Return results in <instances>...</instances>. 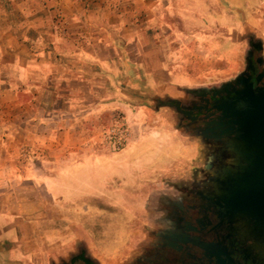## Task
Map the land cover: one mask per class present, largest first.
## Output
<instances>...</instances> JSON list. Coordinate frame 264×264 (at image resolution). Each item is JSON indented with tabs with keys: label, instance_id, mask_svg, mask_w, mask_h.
<instances>
[{
	"label": "rangeland",
	"instance_id": "374dc122",
	"mask_svg": "<svg viewBox=\"0 0 264 264\" xmlns=\"http://www.w3.org/2000/svg\"><path fill=\"white\" fill-rule=\"evenodd\" d=\"M74 1L0 0V73L9 74L17 63V66L23 65L33 54L55 51L56 46L60 51L72 52L87 44L86 38L73 37L74 27L69 19L73 17ZM222 5L223 20H217L210 27L220 33L228 48L219 64L211 67L214 71L205 73L209 68H204L201 58L191 51H186L182 59L176 57L188 75L198 77L196 87L168 93L163 89L153 90L136 78L131 81L133 87L125 90L127 100L116 97L115 92L111 94L115 101L128 108L121 104L94 108L93 118L86 122L93 132L90 139L91 155L96 161L95 183L89 186L81 181L74 186L73 193L67 188L71 186H63L64 191L57 193L60 199V204L54 207L57 219L53 217L45 222L57 227L60 233L48 236L51 240H46L49 245L46 250L42 246L48 259L53 256L60 259L67 252L65 258L93 259L99 264H124L132 258L145 260L143 253L148 245L161 244L173 235L166 234L167 217L163 209L167 195L179 193L175 185L219 202L231 176L239 174L240 167L246 165L234 142L235 136L227 133L221 139L201 133L199 124L183 127L176 112L178 103L186 96L220 93L226 89V83L240 85L238 79L245 77L250 66L252 47L264 49V0H223ZM80 12L83 10L76 9L74 14ZM99 14V19L95 18L98 21L92 19L94 25L107 20ZM158 17L174 32L176 29L187 31L175 15L162 12ZM200 27L210 32L209 28ZM82 33L86 35L83 30ZM181 38L182 41L171 38L164 44L174 49L190 48L191 43ZM231 43L237 48L234 51ZM199 55L203 53L199 51ZM262 57L264 60V52ZM169 94L175 96L177 104L166 107L163 103ZM157 95L162 100L154 101ZM143 106L153 111L152 116L137 115ZM157 120L161 123L157 124ZM122 129L127 130L129 139L123 148L116 150L108 144L107 137L118 136ZM129 146H139L140 152L133 147L127 157L122 150ZM144 146H147L145 152L141 151ZM230 221L264 250V239L246 219L235 217ZM49 263L52 264L51 259Z\"/></svg>",
	"mask_w": 264,
	"mask_h": 264
},
{
	"label": "crops",
	"instance_id": "0c3cea01",
	"mask_svg": "<svg viewBox=\"0 0 264 264\" xmlns=\"http://www.w3.org/2000/svg\"><path fill=\"white\" fill-rule=\"evenodd\" d=\"M222 2L75 0L69 19L73 37L86 38L87 44L72 52L56 46L55 51L33 54L23 65L17 63L9 74L0 73V264H50L49 259L58 264V260L67 259V252L60 259L47 258L42 246L46 250L48 236L60 232L45 220L57 219L54 207L60 204L57 193L64 191L63 186H71L67 188L73 193L81 181L89 186L95 183L93 132L86 121L93 118L97 105L128 108L111 94L115 92L124 100L125 90L133 87L131 81L136 78L153 90L168 93L196 87L198 77L188 75L176 57L182 59L191 51L209 68L205 73L214 71L211 67L219 64L228 48L220 33L210 27L223 20ZM76 9L83 12L76 15ZM99 12L107 20L94 25ZM162 12L177 16L188 33L164 25L158 17ZM181 37L191 43L192 50L164 44L171 38L182 41ZM231 44L233 51L237 49ZM199 51L203 56H198ZM171 94L165 96L166 107L176 99ZM153 100L162 99L157 95ZM139 108V117L152 116L148 107ZM133 147L140 152L139 146H129L122 153L128 157ZM146 149L144 146L141 151ZM166 151L168 148L163 154Z\"/></svg>",
	"mask_w": 264,
	"mask_h": 264
},
{
	"label": "flooded vegetation",
	"instance_id": "af4514ba",
	"mask_svg": "<svg viewBox=\"0 0 264 264\" xmlns=\"http://www.w3.org/2000/svg\"><path fill=\"white\" fill-rule=\"evenodd\" d=\"M263 52L261 46H253L250 52V66L244 78L252 83L253 89L264 88ZM239 90L240 85H231L220 93L186 96L176 107L181 125L199 124L201 133L221 139L227 133L236 136L237 132L230 128L234 119L231 110L244 107L236 100L235 91ZM174 187L179 193L167 195L163 209L167 217L166 234H173L170 240L148 245L143 253L147 259L132 258L124 264H264L261 244L234 227L220 202L189 188ZM87 260L69 257L58 264H99Z\"/></svg>",
	"mask_w": 264,
	"mask_h": 264
},
{
	"label": "water",
	"instance_id": "95a60500",
	"mask_svg": "<svg viewBox=\"0 0 264 264\" xmlns=\"http://www.w3.org/2000/svg\"><path fill=\"white\" fill-rule=\"evenodd\" d=\"M238 81L242 88L235 91L236 100L244 107L231 110L234 119L230 128L237 132L234 142L246 165L240 167L239 174L231 176L219 202L230 220L246 219L264 239V88L253 89L245 78ZM224 85L226 89L231 87Z\"/></svg>",
	"mask_w": 264,
	"mask_h": 264
},
{
	"label": "built area",
	"instance_id": "2783aa9c",
	"mask_svg": "<svg viewBox=\"0 0 264 264\" xmlns=\"http://www.w3.org/2000/svg\"><path fill=\"white\" fill-rule=\"evenodd\" d=\"M107 139H109V143H108L109 145H111L116 150H120L128 141L129 133L127 132L126 129H122V131L118 136L115 137V135L113 136L109 135Z\"/></svg>",
	"mask_w": 264,
	"mask_h": 264
}]
</instances>
